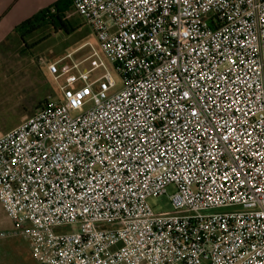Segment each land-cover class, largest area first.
Listing matches in <instances>:
<instances>
[{
	"label": "built area",
	"instance_id": "1",
	"mask_svg": "<svg viewBox=\"0 0 264 264\" xmlns=\"http://www.w3.org/2000/svg\"><path fill=\"white\" fill-rule=\"evenodd\" d=\"M71 2L121 83L48 64L77 73L0 135L11 233L39 264H264V0Z\"/></svg>",
	"mask_w": 264,
	"mask_h": 264
},
{
	"label": "rangeland",
	"instance_id": "2",
	"mask_svg": "<svg viewBox=\"0 0 264 264\" xmlns=\"http://www.w3.org/2000/svg\"><path fill=\"white\" fill-rule=\"evenodd\" d=\"M28 1L38 11L61 3L62 7L68 8V18L76 28L69 32L64 29L54 31L52 25L44 24L35 32L25 35V43L17 35L13 47L0 50V131L33 115L45 99L62 97L59 85L66 82L69 74L77 73V70L71 69L56 80L48 69L51 62L57 63L58 72L70 69L74 63H78L81 70L88 69L99 62V58L93 55V50L96 49L99 57L112 69L117 82L121 83L119 75L101 50L94 32L73 4L67 7L61 0ZM49 33L52 34L47 36ZM101 73L102 69L97 68L94 76ZM175 190V186L171 185L166 194L151 196L148 201L156 212L168 211L172 208L170 195ZM103 225L110 226L108 223ZM13 229V223L0 203V264H34L36 258L29 239L11 233ZM72 230H77V227L55 229L56 232Z\"/></svg>",
	"mask_w": 264,
	"mask_h": 264
},
{
	"label": "crops",
	"instance_id": "3",
	"mask_svg": "<svg viewBox=\"0 0 264 264\" xmlns=\"http://www.w3.org/2000/svg\"><path fill=\"white\" fill-rule=\"evenodd\" d=\"M37 12L38 10L32 2L28 0H0V50L14 46L15 38L18 35L16 26ZM18 124L3 129L0 131V135ZM34 264H39L36 259Z\"/></svg>",
	"mask_w": 264,
	"mask_h": 264
},
{
	"label": "trees",
	"instance_id": "4",
	"mask_svg": "<svg viewBox=\"0 0 264 264\" xmlns=\"http://www.w3.org/2000/svg\"><path fill=\"white\" fill-rule=\"evenodd\" d=\"M64 1V6H71V0H61ZM67 9L62 7L61 3L54 5L52 8L41 9L31 17L25 19L23 22L16 26V31L21 38L24 39L25 35L35 32L37 29L41 28L44 24L52 25L54 31L66 30L67 32L74 30L76 27L69 20L67 15ZM52 33H49L50 36ZM24 43L26 40L24 39ZM26 46V45H25ZM48 100L42 101V105Z\"/></svg>",
	"mask_w": 264,
	"mask_h": 264
}]
</instances>
